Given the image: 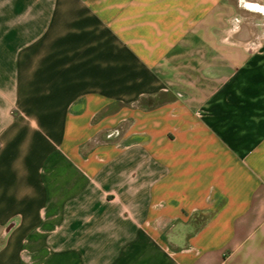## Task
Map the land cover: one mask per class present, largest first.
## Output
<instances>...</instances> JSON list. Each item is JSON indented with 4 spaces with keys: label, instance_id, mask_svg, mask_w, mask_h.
<instances>
[{
    "label": "crops",
    "instance_id": "1",
    "mask_svg": "<svg viewBox=\"0 0 264 264\" xmlns=\"http://www.w3.org/2000/svg\"><path fill=\"white\" fill-rule=\"evenodd\" d=\"M248 1L0 0V264H264Z\"/></svg>",
    "mask_w": 264,
    "mask_h": 264
},
{
    "label": "water",
    "instance_id": "2",
    "mask_svg": "<svg viewBox=\"0 0 264 264\" xmlns=\"http://www.w3.org/2000/svg\"><path fill=\"white\" fill-rule=\"evenodd\" d=\"M233 1L238 8L245 9L248 6L256 5L257 2H250L248 0H231ZM259 5V4H258ZM124 130L122 126H119L113 130H110L108 134L106 135L107 138L104 135H100L98 140L99 142H105V141H117L124 133ZM17 226V221L13 220L10 221L2 230V234L0 236V247L5 243V240L9 233Z\"/></svg>",
    "mask_w": 264,
    "mask_h": 264
},
{
    "label": "trees",
    "instance_id": "3",
    "mask_svg": "<svg viewBox=\"0 0 264 264\" xmlns=\"http://www.w3.org/2000/svg\"><path fill=\"white\" fill-rule=\"evenodd\" d=\"M204 217V216H203Z\"/></svg>",
    "mask_w": 264,
    "mask_h": 264
}]
</instances>
